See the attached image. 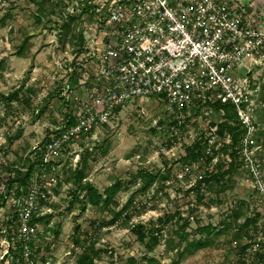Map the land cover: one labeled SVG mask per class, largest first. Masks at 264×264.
<instances>
[{
	"label": "rangeland",
	"instance_id": "rangeland-1",
	"mask_svg": "<svg viewBox=\"0 0 264 264\" xmlns=\"http://www.w3.org/2000/svg\"><path fill=\"white\" fill-rule=\"evenodd\" d=\"M243 1L250 6L249 0ZM39 2L0 0V194L7 168L24 171L29 163L41 159L43 141L55 136L66 121L64 116L74 112L72 101L62 91L77 57L76 36L82 33L88 38L94 24L93 16L79 13L74 3L67 8L66 3L50 0L39 12ZM67 12L74 15L72 20L67 19ZM64 23H69L68 29L63 28ZM254 67L250 79L260 89L264 64ZM81 86L74 85L77 92ZM176 117L156 96L133 98L91 135L69 141L55 157L42 158L45 164L37 169L41 174L37 181L47 182L87 154L82 183L100 190L109 188L110 200L106 205H85L74 191L73 181L67 183L57 176L47 186V198L39 201L51 219L47 225L33 224V232L25 234L14 205L26 187L18 196L4 192L0 200V264H19L25 244L32 264H75L82 252L94 264H237L241 242L232 236L237 227L232 211L250 215L256 208L250 182L239 167L224 190L215 186L208 191L203 182L197 185L203 161L181 166L177 157L185 145L208 137L211 130L198 114H190L184 117L178 139L176 132L168 131ZM212 134L216 141L208 147L204 144V153L212 157L210 167L219 168L228 161L221 147L230 144V137L218 135L216 129ZM256 143L257 157L264 163V136ZM166 170L170 176L162 183L142 184L146 171L159 174ZM15 176L12 171L10 177ZM197 193L203 194L201 199ZM241 206L246 210H240ZM179 216L188 219L187 240L177 249L167 250L166 240L176 241ZM136 223L144 224L157 237L152 250L134 240L129 229ZM206 225L214 229L209 236L198 230ZM205 240L210 241L208 246L179 254L188 242ZM259 252L264 255V242Z\"/></svg>",
	"mask_w": 264,
	"mask_h": 264
},
{
	"label": "built area",
	"instance_id": "built-area-1",
	"mask_svg": "<svg viewBox=\"0 0 264 264\" xmlns=\"http://www.w3.org/2000/svg\"><path fill=\"white\" fill-rule=\"evenodd\" d=\"M72 3L79 13L89 7L87 13L94 18L92 33L76 57V84L82 90L65 84L62 94L73 103L72 122L63 123L42 146L41 159L55 157L69 141L91 135L133 98L156 96L169 105L177 117L168 131L178 139L185 116L198 114L205 123H215L212 116L218 117L219 111L213 105L227 104L241 128L238 156L258 213L241 260L264 264L255 260L264 242V170L257 157L254 116L264 101L250 79L254 66L264 64V17L256 16L243 0H70L68 7ZM215 128H208L207 147L216 141ZM38 168L14 205L25 234L33 232L31 217L45 213L39 201L47 198L49 182L62 176L37 181ZM21 254L19 264H32L26 244Z\"/></svg>",
	"mask_w": 264,
	"mask_h": 264
},
{
	"label": "trees",
	"instance_id": "trees-1",
	"mask_svg": "<svg viewBox=\"0 0 264 264\" xmlns=\"http://www.w3.org/2000/svg\"><path fill=\"white\" fill-rule=\"evenodd\" d=\"M50 0H40L38 4V10L39 12H42L43 5L46 3H49ZM61 2L66 3V0H55L56 4H60ZM70 0L68 1V3ZM62 3V4H63ZM68 3L67 7H68ZM89 7H82L80 10V13L87 12ZM66 9V8H65ZM73 14L67 12V19L72 20ZM36 20H40V15L36 16ZM64 29L69 28V23L63 24ZM25 40V39H24ZM77 41V48L78 53L76 54L78 56L79 52L83 50L85 45V38L82 33H79L76 36ZM73 65V69L71 71V78L69 80L70 85L74 86L77 82H79L80 76L79 73L76 71V58L71 63ZM16 94V92H14ZM259 99L264 101V83L261 85L259 90ZM214 109L219 111V115L216 118V122L205 123L206 127L209 128L213 124H215V129L218 135L225 136L226 134L230 137V144L228 145H222L221 150L225 152L228 161L226 162L225 166H221L219 168L210 167V163L212 160L211 156H207L204 153V144L206 143V138L202 139V137H199L191 144L185 145L182 148V151L180 155L177 157V162L180 163L181 166L197 163L203 161L204 168L202 169L199 178L196 181V184L200 185L201 182L205 183L206 189L212 190L215 186H218L220 189L224 190L227 186L228 178H230L233 173L241 167L242 163L239 160L238 156V138L241 133V128L235 118V114L232 112L230 106L227 104L225 105H219L214 104ZM121 109V106L117 107L114 111V114H117ZM221 109V110H219ZM255 116V125L258 127L257 131V138L256 141H258L259 138H261V135L264 136V107L257 109L254 111ZM65 124H70L72 122V118L70 114H67L66 116ZM13 137H10L9 140L11 141ZM49 139L46 138L43 142H47ZM86 156L87 154L82 155L79 157L78 161L75 163L73 167H67L66 170H62V177L64 182H70L73 181L74 184V191L78 192L79 195L85 200V205H106L110 200V192L109 188H103L102 190L98 189L97 187L89 184V183H82L83 180L86 179ZM258 156V152H257ZM41 158V156H40ZM41 159H37L34 163H29L24 171H17L16 169L7 168V175L6 180L4 183V188L2 193L0 194V200H3L5 194L12 193L15 196H18L20 194V189L25 188L28 183L31 180V176L33 173L34 168L40 167V164L42 162ZM260 166L264 170V163L259 159ZM52 163H49L50 166ZM42 166V165H41ZM15 171L16 176L14 178H11V172ZM170 176V171L166 170L164 173L156 174L154 172H145L142 179V184L144 186H150L152 182L156 181L158 183H162L166 178ZM15 187V189H13ZM196 190H199V187L196 188ZM72 192V194L74 193ZM5 192V194H4ZM202 193H197L198 199L202 198ZM69 202H72L70 200ZM71 204V203H70ZM70 205H68L69 208ZM242 211L246 210L244 206H241ZM233 219L237 227L234 229L232 236L234 239L241 242L239 249L237 251V264H242L241 260V254L245 250L248 244V239L250 237V229L253 226V223L255 222L258 213L255 211L252 212L250 215H243L240 211L233 210L232 211ZM51 214H43L38 216H32L29 223L35 224V223H42L43 225H47L49 220L51 219ZM244 216L242 222L237 223L238 219L240 217ZM178 222L180 225L177 227L175 231L176 235V241L174 239H168L165 242L167 250H171L173 248L179 247L182 242L187 240L188 233L185 232V228L188 226V219L184 217H178ZM171 217L169 216L168 219L166 217V220H170ZM130 232L134 238V240L143 243L144 246L148 250H152V248L157 244V237L152 233L151 229L147 228L144 224L136 223L130 227ZM200 233H204L206 235H210L212 230H214L210 225L202 226L199 229ZM54 233H57V231L52 230ZM145 238H147L145 240ZM210 243L209 240L205 241H190L188 242L182 250L179 252V254H184L187 251H190L191 249H202L206 246H208ZM257 260L264 261V255L260 254L258 251L256 253ZM75 264H94L93 259L90 255H88L86 252H82L76 259Z\"/></svg>",
	"mask_w": 264,
	"mask_h": 264
},
{
	"label": "crops",
	"instance_id": "crops-1",
	"mask_svg": "<svg viewBox=\"0 0 264 264\" xmlns=\"http://www.w3.org/2000/svg\"><path fill=\"white\" fill-rule=\"evenodd\" d=\"M250 9L254 12V14L258 17H264V0H249Z\"/></svg>",
	"mask_w": 264,
	"mask_h": 264
}]
</instances>
